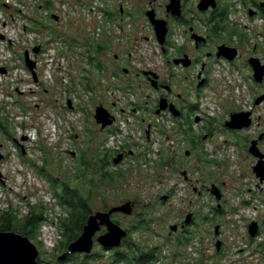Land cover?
Masks as SVG:
<instances>
[{"label":"rangeland","instance_id":"1","mask_svg":"<svg viewBox=\"0 0 264 264\" xmlns=\"http://www.w3.org/2000/svg\"><path fill=\"white\" fill-rule=\"evenodd\" d=\"M18 1L19 5H9L10 0L3 5L0 1V29L8 37L5 42L0 41V56L4 52L0 68L7 70L6 74L0 73V123L4 122L7 127L8 122L11 124L7 133L0 131L3 146L0 171L5 180V185L0 183V216L14 211L21 222L33 208L43 209L48 221L32 241L40 252L39 263L57 264L59 257L68 251L62 250L66 238L61 228L62 219L68 213L55 195L53 185L33 164L45 165L47 175L64 180L70 176L69 172L75 171L81 154L93 161L105 150L127 151L122 163L117 166L113 163L110 167L111 171H122L124 178L117 183H96L97 187L91 189L92 178L97 177L90 174L83 182L74 181V186L85 196L93 194V214L134 203L131 216L115 214L113 218L122 228L131 231L130 243L140 246L141 250L162 248L158 264H215V261L247 264L248 260H256L258 257L249 251L248 241L232 242L229 231L225 235L227 251L216 255V244L206 219L219 203L230 213L242 191L252 188L254 160L246 154L243 145L246 136L257 129L235 135L225 125L235 114L233 110L248 108L261 90L249 78L244 60L236 67L224 63L215 65L211 87L200 95H195L188 82L176 80L175 92H187L185 99L198 107L196 115L190 114L189 121L174 120L167 114L155 116L150 128L148 123L141 124L140 117L130 112L122 114L121 109L129 110L128 101L134 100L135 94L137 99L145 100L153 90L141 81L139 84L143 87H137L135 94L128 92L127 84L132 78L118 81L99 73L96 65L87 60V44L98 41L103 45L100 0ZM47 1L52 2V9L44 7ZM54 15L59 21L53 19ZM35 21L43 24L41 32L31 29ZM51 30L55 35H50ZM248 34L251 39L258 36L254 30ZM66 41H72L73 46ZM38 46L43 52L36 57L33 50ZM140 49V54L154 53L155 68L163 73L165 66L158 46L150 42L142 44ZM114 51L110 52L111 59ZM26 52L37 61L38 83L26 66ZM93 56L101 64H108L106 55L93 53ZM69 100L72 109L68 107ZM113 103L117 104L114 111L118 112L119 122L102 131L95 120L96 109L100 105L112 109ZM260 111L264 115V107ZM197 117L203 121L198 123ZM261 129L264 130V124ZM24 137L26 142L22 141ZM236 141L240 142L239 147L235 146ZM163 159L168 163L165 166ZM185 171L188 181L183 176ZM212 185L224 193L221 202L206 190ZM195 188L202 194L195 193ZM165 196L168 198L163 201ZM190 213L195 216L188 228L192 241L188 247H181L178 240L184 232L180 229L171 234L170 228L181 226ZM245 214L254 217L253 213ZM225 218L233 216L227 214ZM180 253L184 256H178ZM73 257L66 264H111L115 251L96 243L91 254ZM255 264H264V259Z\"/></svg>","mask_w":264,"mask_h":264},{"label":"flooded vegetation","instance_id":"2","mask_svg":"<svg viewBox=\"0 0 264 264\" xmlns=\"http://www.w3.org/2000/svg\"><path fill=\"white\" fill-rule=\"evenodd\" d=\"M100 3L104 24L101 34L104 48L102 55L107 56L108 62L103 67V73L111 75L118 81L132 78L133 80L127 84L128 92L134 93L137 87L142 88L143 85L139 84L141 81L153 90V94L145 96V100L137 99L134 93V100L128 101L129 110L121 109L122 114L130 112L132 116L140 117L141 124L148 123L150 128H152L150 122L155 116L167 114L174 120L183 121L191 120L192 113L196 115L198 107L185 99L187 92L185 94L175 92L176 80L181 78L184 82H188L195 95H200L211 87L215 65L224 63L230 67H236L238 62L244 60L249 78L261 90L252 98L248 108L233 110L235 114L248 113L250 127L242 130L227 129L235 135L257 129L252 135L246 136L243 145L246 154L254 160L251 168L252 188L242 191L238 196L237 206L230 213L222 209L223 206L219 203L213 210L212 216L206 219L216 249L217 243H222L216 255H220L227 249L225 235L228 231L232 242L237 243L240 239H244L248 241L247 245L251 252L264 254V182L254 171V167L260 161H264V130L261 129L264 124V115L261 111L259 112L264 107V102L256 104V101L264 96V80L262 83L254 80L255 72L251 64V60L256 59L261 67L264 66V0H100ZM156 28L168 30L163 43L157 35ZM249 30H254L260 40L258 36H256L257 39L255 37L251 39ZM150 42H154L159 48L162 65L165 66L163 73L155 68L154 53L140 54L142 44ZM222 46L237 50L238 56L234 61L218 57ZM112 51L114 55L111 59ZM186 58H189V66L181 62ZM163 99L167 100L169 106L176 107L180 112L178 117H175L170 109L158 114ZM116 108V103H113L112 109L106 108L116 117L111 127L119 122L118 112L114 111ZM197 119H199L198 123L203 121L202 117ZM254 144L259 151L258 157L251 153ZM240 145V142L236 141L235 146ZM122 153L125 154V160L127 151L124 150L119 154ZM209 189L206 188L210 193ZM194 192L198 195L202 194L197 188ZM222 195L223 200V192ZM245 213H253L254 217ZM227 214L232 215L233 218L226 219ZM113 216L112 220L117 223ZM194 219L195 216L192 223ZM183 223L181 226L178 225L177 232L180 229L186 232L192 224L183 227ZM252 225L257 228L255 237L251 235ZM106 231L103 227L97 237ZM240 252L244 251L240 250ZM215 264L218 263L215 261Z\"/></svg>","mask_w":264,"mask_h":264},{"label":"trees","instance_id":"3","mask_svg":"<svg viewBox=\"0 0 264 264\" xmlns=\"http://www.w3.org/2000/svg\"><path fill=\"white\" fill-rule=\"evenodd\" d=\"M44 7L47 9H52L53 4L51 1H47ZM43 28L44 26L41 22L35 21V25L31 29L37 32H41L40 29ZM50 35H55L53 30H51ZM66 43L70 47L73 46L72 41H66ZM101 43L102 42L98 43V41H93L89 45L87 44V47L89 48H86V57L88 61L91 60V65H96L99 73L104 74V65L95 60L93 56V53L97 54L98 56L102 55L104 48ZM9 123L10 122H8L7 124L10 128L11 124ZM8 127L5 126L4 122L0 123V131L2 133H7ZM192 143L193 145H195L194 141H192ZM120 152H123V150H119L117 152L105 150L103 152V155H101L102 153H100L98 156L94 157L93 161H89L87 155L81 154L77 160L75 171L69 172L70 176H68L67 179L64 180H57L52 175H47L45 165L38 166L36 164H33L39 174L45 175L48 181L53 185L55 195L59 198L61 204L65 207V210L68 213V216L62 219L61 222L62 235L66 238L65 243L63 242L62 244V250L67 251L66 249H68L69 244L79 238V235L82 234L83 228L86 225L88 218L93 215V210L91 207L93 194L85 196L84 193L79 190V188L74 186V181L83 182L88 179L90 174H93L97 177L92 178L91 189H93L94 187H97L96 183L104 185V183H117V181L122 180L124 178V174L122 173V171H111L110 169V167L113 165L114 155ZM165 161L166 159H163V166L168 164ZM47 221L48 218L44 215V211L42 208H39L38 211L33 208V211H31V213L21 222L18 218V214L14 211H10L1 214L0 216V232H17L33 241L39 235V231L43 223ZM139 223V225H141L143 221ZM192 237V233L187 230L186 232H184L182 238L178 240V246L188 247V245L192 241ZM131 240V231H128V236L126 239H124L121 246L122 248H126V250L122 251L121 247L112 249L115 251V257L111 264L160 263L162 248H152L148 251H143L140 249V246L137 247L135 244L130 243ZM58 249V251H61L60 246L58 247ZM180 255L182 254H178V256ZM73 258V255H69L64 261H59L57 264H66ZM37 264L41 263L38 262Z\"/></svg>","mask_w":264,"mask_h":264},{"label":"water","instance_id":"4","mask_svg":"<svg viewBox=\"0 0 264 264\" xmlns=\"http://www.w3.org/2000/svg\"><path fill=\"white\" fill-rule=\"evenodd\" d=\"M53 19L59 21L58 16H53ZM167 28H156V32L158 37L160 38L161 43H163L166 35ZM6 37L0 34V40L4 41ZM42 51V47L38 46L34 48L33 53L36 57L40 55ZM238 56V52L235 49H229L225 46H222L219 50L218 57H225L230 61H234ZM189 58L182 60L186 66L190 65ZM25 63L27 68L33 74V78L36 83H38V74H37V61L33 60L30 52L25 53ZM180 63V62H179ZM251 64L254 68L255 72V81L258 83H262L264 80V66H260L258 61L251 60ZM1 74H6L7 70L4 68H0ZM264 102V96L259 98L256 101V104L259 105ZM68 107L70 109L73 108L72 101H68ZM170 109L175 117L180 115V112L173 105H168L167 100L163 99L160 103V109L158 110V114L162 111H166ZM95 120L97 124L101 127V130L104 131L107 128L111 127L116 117L112 115L108 109H106L103 105L97 107L95 112ZM199 119H197L198 121ZM226 127L230 130H242L250 127V120L248 113H239L233 114L228 122L225 123ZM150 129V128H149ZM148 136L150 131L147 132ZM22 141L26 142L27 138L24 137ZM18 143V142H17ZM19 144V143H18ZM2 145H0V149H2ZM23 154H25L24 146H21ZM258 148L255 144L251 148V153L259 156ZM189 153V152H188ZM125 154H118L116 158L113 159L114 165H119L124 160ZM263 158V156H260ZM3 157L0 155V161ZM254 171L259 178H261L262 182H264V161H260L256 167H254ZM183 176L187 179V172H183ZM0 183L5 185V180L2 172L0 171ZM212 196L215 197L217 201L222 200V191L218 186L212 185L209 189ZM167 196L163 197L162 200L166 201ZM135 204L132 202H128L122 206L113 207L107 212H97L96 214L91 215L86 225L83 228L82 234L76 241H73L68 246V251L59 257L58 261H63L69 255L76 254H91L93 249L97 244L102 246L104 249L112 250L120 248L123 244L124 239L127 238L128 232L124 228H122L119 224L115 223L112 220V216L115 214H123L126 216H131L134 213ZM194 215L188 214L183 227L191 224L193 221ZM106 228V233L101 234L97 237L98 233L102 231V229ZM178 225L171 226V233H175L178 230ZM251 235L255 237L257 235V228L255 225L251 227ZM221 242L217 243V249L220 250ZM40 260V252L38 248L34 245V243L26 236H23L16 232H0V264H37Z\"/></svg>","mask_w":264,"mask_h":264},{"label":"built area","instance_id":"5","mask_svg":"<svg viewBox=\"0 0 264 264\" xmlns=\"http://www.w3.org/2000/svg\"><path fill=\"white\" fill-rule=\"evenodd\" d=\"M0 1L3 3V5H4V4H5V5L7 4V3H6L7 0H0ZM10 1H11L10 3L8 2L9 5H10L11 3H14V4L17 3V4L19 5V1H18V0H16V2H12V0H10ZM30 1L33 2L34 0H30ZM18 5H17V6H18ZM1 10H2V9H1ZM6 25H7V24H6ZM0 34L4 35V36L6 37V39L3 41V42H5V41L8 39V37H7V33L4 32L2 29H0ZM0 41H1V40H0ZM10 48H11V47H10ZM41 52H43V48H42V51H41ZM3 55H4V52H2L0 58H1ZM6 59H7V58H6ZM249 251H250V250H249ZM240 253H241V252H240ZM240 253H239L238 255H241ZM242 253H243V252H242ZM261 255L264 256V254H261ZM254 256H257L258 258H257L256 260H254V259L251 260V261L248 260L246 263H247V264H255L257 260H263V259H264V257H263V258L260 257L259 254H255V253H254ZM254 256H253V257H254Z\"/></svg>","mask_w":264,"mask_h":264}]
</instances>
